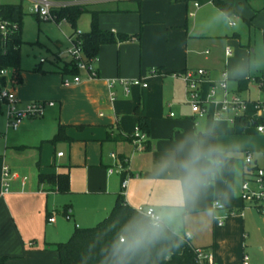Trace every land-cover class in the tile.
<instances>
[{"label": "crops", "instance_id": "0c3cea01", "mask_svg": "<svg viewBox=\"0 0 264 264\" xmlns=\"http://www.w3.org/2000/svg\"><path fill=\"white\" fill-rule=\"evenodd\" d=\"M69 1L84 9L96 0ZM221 1L228 13L210 2L194 7L195 1L189 6L188 1L144 0L130 27L125 26L124 10L116 8L121 13L113 15L96 11L98 28L138 35L129 42L98 47L93 61L97 79L85 80L81 72L80 82L63 86L61 73L51 60V71L41 70L45 61L41 57L44 61L39 58L35 67L39 71L31 72L48 75L31 84L20 68V83L15 85L20 104L34 100L54 104L42 116L24 120L16 130L6 128L0 114L4 125L0 130V188L1 166L9 169L8 189L0 193L3 264H46L41 259L43 249L65 241L75 227H89L102 219L119 194L132 208L153 207L160 221L176 234H189L192 247L209 249L214 264H241L242 254H247L248 264H252L259 255L264 256V219L238 199L243 159L239 164L230 158L215 167L209 159L197 156L193 140L195 131L212 132L220 151V142L236 132V123L255 127L260 115L247 106L243 115L230 122V113L213 115L214 103L206 105L205 115L193 114L184 101L183 81L173 75L202 68L205 75L199 90L204 96L224 72L229 93L248 101L264 100V24L255 15L264 10V0H253L255 5L244 0L251 11L242 9L238 0ZM106 16L110 21L102 26ZM244 28L247 43L241 37ZM253 34L262 39L263 61L257 65L252 59L255 44L249 43ZM65 43L55 41L52 49L57 51ZM225 48L230 50L227 56ZM149 68L159 74H149L146 87L132 86L124 94L115 85V98L108 100L106 80L139 77ZM251 84L257 91L253 100ZM220 96L216 89L215 99ZM171 107L174 113L166 110ZM137 116L147 118V133L133 142L123 137L137 132ZM59 126L63 137L53 139ZM59 145L66 147V156L56 149ZM121 159L124 170L108 174L107 168L115 167ZM251 159L264 168V158L262 162ZM59 173L68 175L65 193H58L48 177H40ZM122 179L126 180L123 188ZM214 200L221 202L225 211L240 210L241 215L227 216L216 225L214 216L225 211L214 210ZM52 214L54 221L48 222Z\"/></svg>", "mask_w": 264, "mask_h": 264}, {"label": "trees", "instance_id": "16d2710c", "mask_svg": "<svg viewBox=\"0 0 264 264\" xmlns=\"http://www.w3.org/2000/svg\"><path fill=\"white\" fill-rule=\"evenodd\" d=\"M180 1H195L197 4L210 2L221 11L229 12V8L221 0ZM84 11L79 5H68L53 9L52 13L55 22L66 21L73 33L75 20ZM21 16L20 4H0V20L15 24V30L7 34L3 41L0 40V68H11L15 83H20ZM137 37L138 35L115 33L98 28L96 12L91 11L89 29L81 32L80 41L83 54L86 58L92 59L96 57L98 47L102 44L119 43ZM52 63L61 74L76 73L70 61L55 59ZM33 70L39 71V68ZM254 123L255 125L264 123V117L258 118ZM147 124L146 117L137 116V132L145 135ZM61 137H63L62 127L59 126L53 139ZM131 137L132 135H125L123 138L131 139ZM193 140L198 157L209 159L215 167L227 161L225 152L215 148L214 133L195 131ZM40 177H48L58 193L68 191L67 173ZM51 245L56 251L59 264H198L194 258L193 247L187 239L176 234L162 221L157 224L150 223L137 213L135 208L125 203L122 194L116 196L108 213L94 225L75 227L65 241ZM4 259V256H0V264L4 263Z\"/></svg>", "mask_w": 264, "mask_h": 264}, {"label": "built area", "instance_id": "2783aa9c", "mask_svg": "<svg viewBox=\"0 0 264 264\" xmlns=\"http://www.w3.org/2000/svg\"><path fill=\"white\" fill-rule=\"evenodd\" d=\"M29 3V12L37 19L51 20L55 19L52 13L53 9L65 7L68 5H77L76 2L69 0H26ZM194 7H197L196 2L193 3ZM192 13L189 12V15ZM232 24V23H230ZM15 30V24L6 20H0V40L3 41L7 34H10ZM81 32L74 31L66 37V46L57 50L52 54V61L55 59H65L70 61L76 73L74 74H61V84L67 86L69 84H75L81 81L80 73L84 74L85 80L97 79V72L93 66L94 58H86L81 48ZM230 54L228 48L224 49V55ZM44 59H39V62H43ZM150 74H159L156 69H150ZM179 77L184 84V101L188 104L190 111L196 115H205L207 113V104L214 103L216 109L213 115L219 116L223 113H230L228 121L232 122L236 117L244 114L246 107L250 106L256 114L260 117H264V100L260 101H248L240 98L235 93H229L226 86V75L221 73L220 79L215 85H211L206 94L201 96L199 90V82L203 79L205 71L202 68L195 70L185 69L181 72L173 74ZM15 81L11 72V68H0V114L4 117L5 127L16 130L19 125L26 119L37 118L43 115L46 108L51 107L54 102L51 100H34L26 104H20L15 95ZM119 85L124 94H127L130 87L141 86L146 87V84L139 78H112L106 80V86L108 89V100L112 101L114 96V86ZM216 89H219L221 96L218 99L216 97ZM263 114V115H262ZM171 115V113H169ZM262 115V116H261ZM256 132H264V124L255 125ZM144 137V134L136 132L132 135L133 142H138ZM57 156L61 155V152L56 153ZM112 159H116L113 153H110ZM244 177L239 184L238 199L246 206L253 208L264 219V168L255 166L252 163L251 155L249 152H244L243 156ZM123 160H118L115 163V167L107 168V173H120L124 170ZM9 169L7 165L1 166V188L0 193H4L8 189ZM126 183L125 179L121 180V188ZM212 208L217 211H223L224 207L221 202L214 200L211 204ZM135 211L144 216L150 223L157 224L160 222L159 216L151 206H137ZM225 211V210H224ZM241 215L240 210H226L222 215L214 216L216 225H221L223 219L227 216ZM66 219L68 215L64 216ZM48 222L54 221L53 214L47 218ZM188 240L189 234L184 233L182 235ZM121 240V239H120ZM194 258L198 264H214L213 255L207 248L193 247ZM241 264H248V255H241Z\"/></svg>", "mask_w": 264, "mask_h": 264}, {"label": "rangeland", "instance_id": "374dc122", "mask_svg": "<svg viewBox=\"0 0 264 264\" xmlns=\"http://www.w3.org/2000/svg\"><path fill=\"white\" fill-rule=\"evenodd\" d=\"M144 0H96L92 2V5H88L84 8V12L80 13L75 20V30L76 31H84L89 29L90 23V15L91 11H106V15L119 14L121 12H117L116 8L119 10H124L125 12V26L130 27L136 19L139 17L140 6ZM237 1V0H234ZM242 4V9L251 11L248 4L244 0H238ZM192 1H188V5H191ZM20 4L21 5V28H20V37L22 43L20 45L19 50V67L23 71L24 74L27 75L28 82L31 84H35L37 82L43 81L46 74L48 72H31L32 69L36 67L39 58H44L45 61L40 64V68L42 71H51V64L49 60H52V54L56 52L52 48L54 47L53 43L55 41H59L62 43L66 42V37L71 32L70 25L61 20L59 22H53L51 20H42L37 19L29 12V3L26 0H0V4ZM253 5L255 2L251 1ZM97 14V13H96ZM250 15V13H249ZM257 21L264 24V10L255 13ZM111 17L106 16L104 20H101L100 24L102 26L108 25L109 19ZM97 22V26L99 27V23ZM236 25L238 21L235 20ZM245 29V28H244ZM247 30H243L241 37L244 39L245 43H247ZM127 34L133 35V33L125 32ZM137 33V32H136ZM253 33V32H252ZM251 33V34H252ZM126 42V41H125ZM129 42V40H128ZM261 36L253 34L250 36V45L255 44V52L253 60L256 61L257 64H261L263 61L262 47H261ZM66 45V43H65ZM111 45V44H104ZM47 50H50L48 52ZM53 50V51H52ZM53 52V53H51ZM51 53V54H49ZM150 69V68H149ZM149 69L145 72L140 73V76H135L134 78L141 79L146 86L148 85ZM52 74V72H49ZM43 74V75H42ZM46 75V76H47ZM124 77V76H120ZM133 78V77H131ZM147 78V79H143ZM47 80V79H46ZM253 84V83H252ZM251 84V85H252ZM252 85L250 87V99H254L257 94L256 86ZM252 99V100H253ZM264 99V98H263ZM134 109V108H133ZM175 112L174 107L170 109H166ZM168 113V112H167ZM264 124V123H258ZM3 119L0 118V130L3 129ZM244 131L242 132V129ZM236 132L234 134H229L228 137H224V139L220 142V145L223 147L220 151H224L228 159H232L233 162H237L240 164V159H243L244 152H249L251 157L257 159L259 162H262L264 158V132L257 133L255 132V127L253 125L242 126L239 123H236ZM253 130V131H252ZM230 133V132H229ZM57 150L63 152L66 156L67 150L64 145H59L56 147ZM260 216V215H259ZM260 223V220L258 219ZM90 224L89 226H92ZM42 261H45L46 264L58 263L56 251L52 245H49L47 248L43 249ZM251 263V262H250ZM252 264H264V256L259 255L258 261H254Z\"/></svg>", "mask_w": 264, "mask_h": 264}]
</instances>
